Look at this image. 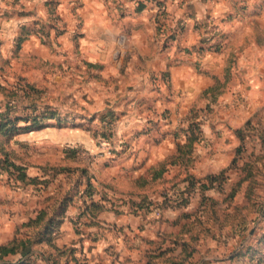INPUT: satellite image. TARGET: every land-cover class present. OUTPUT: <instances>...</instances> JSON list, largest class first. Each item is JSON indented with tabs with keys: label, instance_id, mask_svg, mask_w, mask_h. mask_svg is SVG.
<instances>
[{
	"label": "crops",
	"instance_id": "0c3cea01",
	"mask_svg": "<svg viewBox=\"0 0 264 264\" xmlns=\"http://www.w3.org/2000/svg\"><path fill=\"white\" fill-rule=\"evenodd\" d=\"M53 1L62 33L56 36L50 30L47 37L62 45L61 93L72 94L65 100L79 103L84 114L74 124L64 119L59 137L45 142L67 152L75 149L77 157L62 161L68 167L64 176L38 177L44 185L7 186L9 190L0 181V245L29 237L35 264H165L168 258L189 256L188 238L177 235L179 227L169 221L179 211L162 207V220L154 221L146 205L178 194L161 189L166 180L176 186L182 180L188 203L180 211L193 209L196 194L186 191V176L195 178V169L163 164L184 139L180 129L195 117L199 105L209 102L204 91L224 85L212 104L229 111L240 95L245 97L237 73L252 85L250 96L264 90V41L256 35L264 27V0H164V15L158 14L155 0ZM49 2L14 0L11 10L0 0L1 55L11 34L5 29L4 11H11V23L19 20L16 12L21 8L27 22L44 25ZM209 19L221 32L212 47L203 42ZM39 39L29 34L21 51L50 60L51 46ZM208 131L202 125V140L193 153H205L201 147ZM101 132L113 149L110 158L100 153ZM28 136L20 140L30 147L35 143ZM38 170L30 166L27 173L41 175ZM88 179L93 190L89 197L84 194ZM92 201L103 204L93 217L86 210ZM40 214L43 221L36 223ZM49 220L56 227L48 242ZM57 251L64 253L57 256ZM21 257L20 252L10 254L0 264Z\"/></svg>",
	"mask_w": 264,
	"mask_h": 264
},
{
	"label": "rangeland",
	"instance_id": "374dc122",
	"mask_svg": "<svg viewBox=\"0 0 264 264\" xmlns=\"http://www.w3.org/2000/svg\"><path fill=\"white\" fill-rule=\"evenodd\" d=\"M13 2L5 0L10 9L12 6L9 3ZM49 4L50 16L44 25L38 20L27 22L21 8L16 12L19 20L11 23L8 20L11 11H4L5 29L11 30V34L5 38L7 51L4 55L0 52V124H5L9 131L4 134L0 130V181L10 189L17 185L28 188L30 184L21 181L19 175L24 173L29 176L27 171L30 166L42 172L34 177L46 178L48 175L54 178L64 176L68 171V167L62 164L63 160L77 157L75 149L74 152H67L60 146L46 143V138L59 137L60 129L66 126V119L74 124L84 114L79 103L65 100L68 95L73 97L72 94L61 93L60 78L65 76L61 64L64 53L55 37L51 39L47 36L50 30L59 36L62 22L56 15L54 1ZM216 33L211 39L203 41L208 43V47H212L221 35L219 26ZM29 34L37 35L41 45L51 46L50 60L21 51ZM256 35L260 37L258 41H264V27L257 29ZM119 41L123 43L122 39ZM49 61L53 63L52 67L48 66ZM236 75L240 81L238 87L245 94V97H238V104L234 103L233 108L227 111L222 106L214 108L216 105L208 98L209 102L199 105L195 117H191L199 124V132H202V125H205L206 131L209 130L206 145L201 147L206 150L205 153H193L191 163H188L196 173L191 192L198 195L193 200V209L180 211L186 210V205L181 200H174L175 197L162 198L160 203H149L146 207L154 221L162 220L160 214L163 208L179 211L169 221L179 227L177 235L183 234L188 238L186 243L189 242L187 250L190 255L181 260L178 257L168 258L165 264H264V98L260 97V94L264 96V90L253 92L250 96L252 85L241 79L239 73ZM218 89L221 90L222 86ZM203 94H206L205 91ZM51 126L56 131L45 129ZM31 131L34 135L29 134ZM24 133L28 134L20 135ZM28 135L34 138L32 147L20 140L29 138ZM97 139L98 147L103 150L100 153L105 154L106 146L102 143L109 140L102 132ZM14 145L21 146L16 150ZM111 151L114 154L113 149ZM18 158L21 163L17 162ZM11 163L25 169H16ZM31 184L44 185L39 182ZM178 184L176 186L171 180H166L161 190L165 194L176 190L179 194L182 180Z\"/></svg>",
	"mask_w": 264,
	"mask_h": 264
},
{
	"label": "trees",
	"instance_id": "16d2710c",
	"mask_svg": "<svg viewBox=\"0 0 264 264\" xmlns=\"http://www.w3.org/2000/svg\"><path fill=\"white\" fill-rule=\"evenodd\" d=\"M158 14L164 15L165 11L161 12V13H158ZM173 38H174V36H170V38H168V39L172 40ZM219 86L221 87L222 85L221 84H216L215 86H213L209 90L205 91V93L209 94L206 97L209 98V99H212V102L214 101V98L216 97V94L219 93L220 91H222L224 85L222 86L221 90L218 89ZM46 108L48 109V107H46ZM14 129L15 128H13V130ZM199 129H200L199 124L196 123L193 120V118L189 119V123H188L187 127L180 129V131H182L183 135H184L183 141L177 143L175 152L170 157H168V159L164 162L163 167H165L164 165H167V164H169V165L180 164V165H185L186 166V165H188L189 162L191 163V155L193 154V151H194L193 150L194 149V145H195V143L200 142L202 140V132L201 131L199 132ZM0 130L4 131V134L9 131V129L5 127V124H0ZM102 135L107 137V134H105V133H102ZM175 137L178 138V135L176 134ZM107 139H108V137H107ZM11 164H12V167H14L16 169H20V170H24L25 169L21 165L16 166L13 163H11ZM162 169L163 168H160V171ZM82 173L83 174L85 173L84 170H83ZM158 173H156V175ZM22 177L25 178V179H22ZM188 177L189 176L186 177V179L188 180V187L186 188V191L187 192H191V190H193V188H192L193 184L192 183L195 181V178L189 179ZM19 179H21V181L26 182L27 184L37 183V182L40 181V180H38L37 177H29L27 175L25 176L24 173L19 175ZM17 182H18V180H17ZM92 192H93L92 183L88 179L86 188L84 190V194L89 197L92 194ZM176 195L177 194L174 192L173 194H171L170 197H168V195H165L163 199H165V198H173L174 199V197H175L174 200H181V203L184 204V205H186L188 203V198L187 197L184 198V192L183 193L182 192L179 193L178 196H176ZM147 205H149V203H147ZM147 205H146V207H147ZM102 208H103V204H101L99 202H94V201H92L91 203L86 205V210L89 211L90 213L91 212L93 213V214L91 213L92 217H93V215H94V213L96 211H100ZM41 215H43V214H40L38 216V219L36 220L38 222H36V223H39L40 221H43V220H41L43 218V216H41ZM49 221H51V222H49ZM49 221H48V225H47V228H49V229H47L48 230L47 233L49 234V238H47L48 242L50 240V234H52L55 231V227H56V224H55L56 221H54V220H49ZM32 244L33 243L31 242L29 237H27V238L13 239L8 244L0 245V260L4 259L5 256L20 252L21 255H22L21 259H19L15 263H4V264H35V260H33L31 258V255H32V253H31ZM63 253L64 252H62V251H57V256H62ZM186 257H188V256H183V257L180 258V260L182 258H186Z\"/></svg>",
	"mask_w": 264,
	"mask_h": 264
},
{
	"label": "built area",
	"instance_id": "2783aa9c",
	"mask_svg": "<svg viewBox=\"0 0 264 264\" xmlns=\"http://www.w3.org/2000/svg\"><path fill=\"white\" fill-rule=\"evenodd\" d=\"M155 5H156V8H157V11L158 12H164L166 11V7H165V1L164 0H155ZM207 25L204 27V31L206 33V38L207 39H211V37H214V34L218 31V25L214 24L212 22V20H207L206 21ZM217 34V33H216ZM104 144L106 147H105V154L108 156V157H111L113 154H112V148L111 146L108 145L107 141H105Z\"/></svg>",
	"mask_w": 264,
	"mask_h": 264
}]
</instances>
